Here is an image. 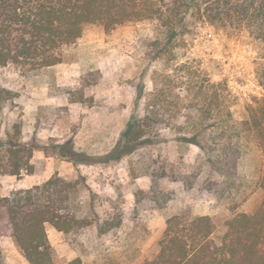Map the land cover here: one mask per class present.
Segmentation results:
<instances>
[{"label":"rangeland","instance_id":"374dc122","mask_svg":"<svg viewBox=\"0 0 264 264\" xmlns=\"http://www.w3.org/2000/svg\"><path fill=\"white\" fill-rule=\"evenodd\" d=\"M156 35L150 20L108 31L89 24L52 67L25 74L13 65L0 66V86L13 92L0 109V137L15 124L22 141L34 146L32 172L0 176V193L56 174L77 178L81 182L72 203L94 219L69 233L46 226L56 264L75 257L81 264H138L156 251L168 216L183 210L208 214L220 233L225 219L252 212L260 200L259 189L251 192L256 153L249 145L234 180L224 181L208 162L215 150L180 139L201 128L205 134L198 138L212 148L222 136L211 125L216 111L210 89L202 96L178 70L161 72L162 65L150 59L146 44ZM256 55L247 33L228 36L207 26L187 37L177 60H193L192 69L198 67L211 81L225 79L232 119L240 120L249 95H264L255 74ZM154 96L164 119L147 125L151 143L120 151L127 123L134 115L142 117L146 100ZM111 215L121 220L119 226L99 233L97 222ZM0 252L2 264H29L10 236H0Z\"/></svg>","mask_w":264,"mask_h":264},{"label":"trees","instance_id":"16d2710c","mask_svg":"<svg viewBox=\"0 0 264 264\" xmlns=\"http://www.w3.org/2000/svg\"><path fill=\"white\" fill-rule=\"evenodd\" d=\"M142 20L156 25L157 35L146 47L150 59L162 65L160 71L178 70L187 84H197L202 96L204 89L211 91L216 111L211 125L222 137L212 148L198 138L205 134L201 128L180 139L202 150H215L208 162L224 181L234 180L238 160L249 145L256 153L251 192L259 189L261 197L252 212L225 219L220 233L208 214L183 210L168 216L156 251L138 264H264V95L250 94L243 104L244 116L233 120L226 80L211 81L198 67L192 69L193 60L180 64L177 60L178 51L187 46V37L204 27L228 36L245 32L257 49L255 74L264 89V0H0V66L13 65L25 74H34L62 62L66 47L82 36L85 26L98 24L108 31ZM164 74L170 83V74ZM142 88L138 84L139 93ZM12 97L10 89L0 86V109ZM161 108L155 96L146 100L143 116L134 115L127 123L120 151L127 153L151 143L147 125L164 119ZM223 112L228 116L225 119L220 118ZM11 130L0 137V176L30 174L34 146L22 141L17 125ZM80 182L56 174L42 183L0 193V236H10L29 264H56L47 225L69 233L94 221L72 203ZM120 221L114 215L98 221V232L105 233ZM62 264H81V258Z\"/></svg>","mask_w":264,"mask_h":264}]
</instances>
